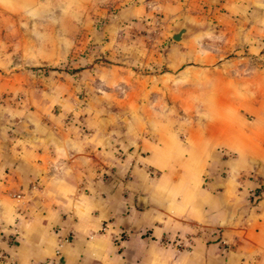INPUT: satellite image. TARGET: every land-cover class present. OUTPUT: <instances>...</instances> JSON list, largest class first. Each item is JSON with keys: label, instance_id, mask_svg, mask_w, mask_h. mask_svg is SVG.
<instances>
[{"label": "crops", "instance_id": "crops-1", "mask_svg": "<svg viewBox=\"0 0 264 264\" xmlns=\"http://www.w3.org/2000/svg\"><path fill=\"white\" fill-rule=\"evenodd\" d=\"M248 6L123 0L102 25L95 51L114 63L97 80L102 90L130 79L133 90L160 92L167 81L191 82L203 108L196 116L141 128L131 111L110 115L104 91L83 93L93 68L54 69L71 41L41 64L52 69L18 83L22 97L0 125V264H50L67 234L58 264H264V190L257 202L249 198L264 187V70L255 41L264 32ZM181 19L201 29L179 44L166 33ZM141 29L146 35L137 36ZM113 102L122 109L133 100ZM130 123L133 130L121 129Z\"/></svg>", "mask_w": 264, "mask_h": 264}, {"label": "rangeland", "instance_id": "rangeland-1", "mask_svg": "<svg viewBox=\"0 0 264 264\" xmlns=\"http://www.w3.org/2000/svg\"><path fill=\"white\" fill-rule=\"evenodd\" d=\"M122 1L89 0L83 5L75 2L69 6L64 3V0H0V125L3 121L1 117L7 119L8 111L14 107V102L22 97L17 89L19 88L17 85H20L18 83H21L26 77L28 79L35 77L32 74H37L36 70L39 68L52 69L50 66H41V64L50 62L52 49H58V52L63 51L67 47V45L64 47V43L67 41H71L68 57L65 61L56 64L54 69L75 71L93 68L94 72L87 78L89 81L87 88L85 87L87 90L85 92L84 88L83 93L84 95L88 93V96L95 99V94L99 93V89L104 91L103 98L110 104L107 108L110 115L127 116L131 111L133 119L138 117L141 120V123H137V125L147 128L157 125L145 124V120L155 119L154 121L159 122L158 119H161L159 117L165 116L167 119H187L196 116L199 110H203L198 107V102L195 101L197 97L193 95L197 93L191 91V82L167 81L168 91L160 92L146 91L143 88L133 90V82L130 79L122 89L109 85L102 90V86L97 83V80L99 81L103 76L105 66L114 63L104 58L101 53L97 54L95 48L103 40L102 25L107 22L109 17L113 18L115 9ZM247 1L249 3L248 10L251 12H247L246 16L255 21L261 18L263 25L260 28L264 32V0ZM253 9L256 11L252 12ZM67 20L71 21L72 27L58 26L59 21ZM152 20L153 26L159 27V16H153ZM185 20L181 19L178 24L183 22L190 27L191 32L183 41L201 29L200 24L189 23ZM206 24L208 25V23ZM177 25L168 29L166 36L169 40H171L168 36L169 32L175 30ZM136 35H146V33L141 29ZM255 41H259L260 46L257 53H261L262 56L258 64L264 70V37H259ZM239 45L245 44L241 40ZM252 53H254L253 49L248 51V62L254 61ZM96 69H99L101 73L98 78ZM188 84L190 86H187ZM243 85H246V82ZM113 99H123L124 101L131 99L133 100L132 107L121 109L113 106ZM149 101H151L150 104ZM136 103H139L140 106L134 107ZM134 126L136 123L120 125L121 129L125 127L129 131L133 130Z\"/></svg>", "mask_w": 264, "mask_h": 264}, {"label": "built area", "instance_id": "built-area-1", "mask_svg": "<svg viewBox=\"0 0 264 264\" xmlns=\"http://www.w3.org/2000/svg\"><path fill=\"white\" fill-rule=\"evenodd\" d=\"M15 198H18V195H13ZM9 235L6 238L8 243H12L15 241L16 236L18 235V230L16 225H12L10 227L9 230ZM69 234L65 235L64 237H61L60 239H58L57 244L54 248L53 254H54V258L52 259V261L50 262V264H58L57 259L58 257L61 256V252H62V248L63 246L69 241ZM4 258V255L2 253H0V260Z\"/></svg>", "mask_w": 264, "mask_h": 264}, {"label": "water", "instance_id": "water-1", "mask_svg": "<svg viewBox=\"0 0 264 264\" xmlns=\"http://www.w3.org/2000/svg\"><path fill=\"white\" fill-rule=\"evenodd\" d=\"M190 32V27L185 25L183 22H180L175 30L169 32L168 36L172 41L181 43Z\"/></svg>", "mask_w": 264, "mask_h": 264}, {"label": "trees", "instance_id": "trees-1", "mask_svg": "<svg viewBox=\"0 0 264 264\" xmlns=\"http://www.w3.org/2000/svg\"><path fill=\"white\" fill-rule=\"evenodd\" d=\"M263 190H264V187L260 183L255 185V187L249 193V198H250L252 203L257 202V200L260 197V193Z\"/></svg>", "mask_w": 264, "mask_h": 264}]
</instances>
